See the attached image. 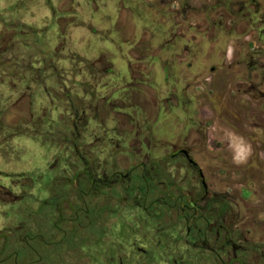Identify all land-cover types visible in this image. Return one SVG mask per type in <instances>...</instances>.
<instances>
[{
	"label": "flooded vegetation",
	"instance_id": "obj_1",
	"mask_svg": "<svg viewBox=\"0 0 264 264\" xmlns=\"http://www.w3.org/2000/svg\"><path fill=\"white\" fill-rule=\"evenodd\" d=\"M188 1L119 5L134 19L133 35L121 37L146 29V51L160 46L149 52L156 62L147 72L122 58L118 71L106 56L110 67H98L94 53L76 83L83 97L64 101L61 142L26 129L0 132V264H264V54L233 51L227 62L223 50L207 75L192 61L182 73L177 28L194 12ZM168 16L176 21L170 31ZM36 46L34 39L24 49ZM38 70L42 80L17 77L11 104L31 111L40 102L51 73ZM144 76L162 88L154 101L141 94L151 89ZM104 80L117 88L99 97ZM227 136L244 144L240 162Z\"/></svg>",
	"mask_w": 264,
	"mask_h": 264
},
{
	"label": "rangeland",
	"instance_id": "obj_2",
	"mask_svg": "<svg viewBox=\"0 0 264 264\" xmlns=\"http://www.w3.org/2000/svg\"><path fill=\"white\" fill-rule=\"evenodd\" d=\"M188 2L193 6L194 12L190 16L183 15L184 22L177 28L179 36L182 37L177 46L184 47L183 61L177 62L182 73H189L187 64L192 61L190 67H198L200 71L204 68L202 73L207 75L209 67L217 66L216 57L223 50L227 52V62L230 61L228 59L233 51L250 52L255 47L261 49L264 54V0H254L253 6L248 0ZM132 3V0H89V3L87 0H0V132L3 137L26 129L35 131V136L40 140H45L51 135L53 143L61 142L62 135L57 131L67 116L62 110L64 101L71 93L72 97H83L82 88L76 83L85 81L86 60L91 59L98 51L102 57V60L98 61V67H110L108 62L103 64L106 56L108 61L113 63L111 67L117 68L118 71L123 67V62H120L123 59L125 63L131 61L129 64L133 65L129 68L150 71L151 68H148L146 63L156 62L157 56L152 54H158V43H151L154 47L146 51L150 35L145 32L146 29H138L133 39L121 37L133 35L134 19L130 12L119 5L136 9V5ZM226 7L228 12L225 11ZM114 13L117 14L115 29L119 33L113 28ZM231 14L234 18H231ZM109 15L111 21L106 19ZM168 21L170 31L176 21L172 16H168ZM180 21L181 19L179 23ZM140 26L145 27L142 23ZM34 39L38 42L37 48L30 52L25 51V42ZM136 39H139V43L130 45ZM145 52L148 54L143 63L136 64ZM41 67L51 74L47 77L46 84H43L46 85V90L38 88V106L29 111L28 107H23L24 104H21V107L15 103L11 104V101L15 100L14 91L21 87L17 77L23 78L25 83L31 74H38L39 80H42L46 74L43 70H38ZM53 72L58 77L54 76ZM144 78L143 81L151 89L144 87L141 94L145 93L146 98L154 101L162 88H159L158 82H146V76ZM104 81L102 86L106 87L98 88L99 97L109 95L108 92L104 93L106 90L111 92L117 88L116 81ZM197 91L203 92L205 88L200 86ZM89 96L91 94L87 95ZM114 100L115 97L111 96L108 99L109 104H115ZM199 103V107L205 109L203 106L206 102L203 103L200 99ZM98 125L100 127L97 132L102 131L101 127L105 128V124ZM106 125L112 126L109 122ZM216 126L215 123L211 125ZM208 131L211 143L219 146L220 142L213 134L212 128ZM227 137L232 146L237 147V162H240L246 153L244 144L237 137ZM19 138L18 135L14 136L15 141Z\"/></svg>",
	"mask_w": 264,
	"mask_h": 264
}]
</instances>
